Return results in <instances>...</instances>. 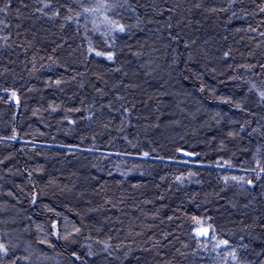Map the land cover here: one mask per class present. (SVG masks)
Wrapping results in <instances>:
<instances>
[{
	"label": "trees",
	"instance_id": "1",
	"mask_svg": "<svg viewBox=\"0 0 264 264\" xmlns=\"http://www.w3.org/2000/svg\"><path fill=\"white\" fill-rule=\"evenodd\" d=\"M0 8V264H264V0Z\"/></svg>",
	"mask_w": 264,
	"mask_h": 264
},
{
	"label": "snow or ice",
	"instance_id": "2",
	"mask_svg": "<svg viewBox=\"0 0 264 264\" xmlns=\"http://www.w3.org/2000/svg\"><path fill=\"white\" fill-rule=\"evenodd\" d=\"M45 6L47 7L48 5H45ZM0 11H4V9L0 8ZM118 30L121 31V32H123L125 29L123 28V26H120ZM95 54L97 56L101 55V53H99V52H96ZM108 59L111 60L112 57L111 56H108ZM145 155H147V154H145ZM197 235H204V236H206L207 235V229H204L202 232H198ZM221 243L226 246L228 242L227 241H222ZM0 253H3L4 255H7V249L4 247L3 244H0Z\"/></svg>",
	"mask_w": 264,
	"mask_h": 264
},
{
	"label": "water",
	"instance_id": "3",
	"mask_svg": "<svg viewBox=\"0 0 264 264\" xmlns=\"http://www.w3.org/2000/svg\"><path fill=\"white\" fill-rule=\"evenodd\" d=\"M180 156L183 158V159H186V160H193L194 157L192 155H189L187 153H180Z\"/></svg>",
	"mask_w": 264,
	"mask_h": 264
},
{
	"label": "rangeland",
	"instance_id": "4",
	"mask_svg": "<svg viewBox=\"0 0 264 264\" xmlns=\"http://www.w3.org/2000/svg\"><path fill=\"white\" fill-rule=\"evenodd\" d=\"M203 230L204 229H198V230L195 231V234L197 235L198 232H202ZM197 237L200 238V239H204V238L205 239H208V236L207 235L206 236H204V235H197Z\"/></svg>",
	"mask_w": 264,
	"mask_h": 264
}]
</instances>
